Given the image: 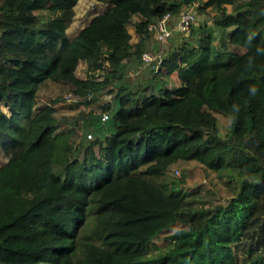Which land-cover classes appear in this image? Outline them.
I'll list each match as a JSON object with an SVG mask.
<instances>
[{
	"label": "trees",
	"instance_id": "obj_1",
	"mask_svg": "<svg viewBox=\"0 0 264 264\" xmlns=\"http://www.w3.org/2000/svg\"><path fill=\"white\" fill-rule=\"evenodd\" d=\"M79 1L0 0V264H115L108 252L122 264H264V0H96L107 8L70 31ZM197 3L212 25L196 27L194 9L189 37L170 33L155 59L149 43L165 40L150 24L169 13L186 32L177 23ZM47 80L101 102L110 130L75 142L89 113L37 105ZM181 161L230 195L170 174ZM138 226L146 251L133 255L118 238Z\"/></svg>",
	"mask_w": 264,
	"mask_h": 264
},
{
	"label": "rangeland",
	"instance_id": "obj_2",
	"mask_svg": "<svg viewBox=\"0 0 264 264\" xmlns=\"http://www.w3.org/2000/svg\"><path fill=\"white\" fill-rule=\"evenodd\" d=\"M197 4H199V7L194 8L196 12V21L194 22V25L198 28H204L212 25L213 20L211 16L213 14V11L210 8L206 10L200 9L203 8V4ZM106 8V4L99 3L96 0H80L78 5L76 6V15L70 27V31L77 26L86 25L87 23H89V21L95 14L104 11ZM133 19H138V15H135ZM172 21L174 22L175 19H172ZM129 28L131 32L134 33L133 25H129ZM191 30L192 29H189V31L183 33H178L177 31L173 30L171 32L172 40H176V43L180 42L183 37H189ZM172 40L169 42L167 40L160 41V43L157 44L154 43V41L152 40L151 43H149L150 47H153L152 49L156 48V53H152L155 59L156 56H162L168 51L169 44L172 43ZM126 57L127 55L119 56V59L121 61H124ZM87 66L88 64L86 63V61L81 62V75L85 76L87 74ZM147 67L148 66H146L145 64H142L140 68L142 72H144V74L149 75L150 72L148 71ZM136 75V73L131 74V76L133 77H136ZM169 85L171 84L169 83ZM115 91L116 87H113V85H109L105 89V100L113 99ZM179 92V94H182L184 90L180 89ZM84 100L85 98L81 94L75 92L70 86L63 83H57L52 80H47L41 85L39 89L37 105H42L50 102L55 103L58 107V115L62 113L74 114L80 112L81 110L87 111L89 113V116L84 119L80 126L77 127L76 132L74 134L75 142L79 143L86 140L94 139L95 132L98 130L99 127H103L104 132H108L110 130L109 122L106 120H104V122L101 121V115L103 114V112H106L102 108L101 102L95 101L92 103H87ZM216 116L218 121L216 129L218 130V133L225 135L226 131L230 126V118L222 113H217ZM91 132L93 134V138L87 136L88 133ZM7 159L8 154L6 153V151L4 149H0V164L5 162ZM169 173L177 177L186 176L188 184L191 187H213L221 198H225L230 195L226 186L216 177L215 173L209 171L204 165L200 164L199 162L181 161L173 165L169 170ZM167 221L168 220L165 219V221L162 222L159 226L163 225ZM157 227H155V229ZM145 230L146 228L140 227L138 229H135L134 232L131 233L124 232L118 238V240L122 243V246L128 248L127 250L131 252V254L135 255L140 252L144 253L146 251L144 244L145 240H140L138 238V232H144ZM107 257L111 258L112 262L115 264H122L127 259L125 256L121 254H115L114 252H108Z\"/></svg>",
	"mask_w": 264,
	"mask_h": 264
},
{
	"label": "built area",
	"instance_id": "obj_3",
	"mask_svg": "<svg viewBox=\"0 0 264 264\" xmlns=\"http://www.w3.org/2000/svg\"><path fill=\"white\" fill-rule=\"evenodd\" d=\"M194 14V7L192 6L180 16L177 27L185 31L189 30L190 24L194 19ZM169 17L170 14L168 13L156 22H152L149 26L152 32H154L155 35L162 40H165L167 36L172 32V28H169L168 26ZM144 58L148 61L153 59L152 56L148 53L144 54ZM108 117V113H105L103 119H107ZM88 136L92 137L93 135L92 133H89Z\"/></svg>",
	"mask_w": 264,
	"mask_h": 264
},
{
	"label": "clouds",
	"instance_id": "obj_4",
	"mask_svg": "<svg viewBox=\"0 0 264 264\" xmlns=\"http://www.w3.org/2000/svg\"><path fill=\"white\" fill-rule=\"evenodd\" d=\"M252 91L255 92V89H253Z\"/></svg>",
	"mask_w": 264,
	"mask_h": 264
}]
</instances>
